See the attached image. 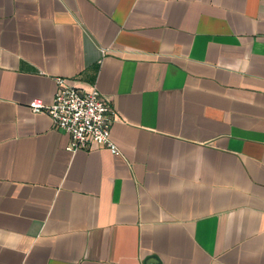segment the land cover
I'll use <instances>...</instances> for the list:
<instances>
[{
  "label": "crops",
  "instance_id": "0c3cea01",
  "mask_svg": "<svg viewBox=\"0 0 264 264\" xmlns=\"http://www.w3.org/2000/svg\"><path fill=\"white\" fill-rule=\"evenodd\" d=\"M0 264H264V0H0Z\"/></svg>",
  "mask_w": 264,
  "mask_h": 264
},
{
  "label": "built area",
  "instance_id": "2783aa9c",
  "mask_svg": "<svg viewBox=\"0 0 264 264\" xmlns=\"http://www.w3.org/2000/svg\"><path fill=\"white\" fill-rule=\"evenodd\" d=\"M59 89L54 101L47 105L35 100L30 106L35 112L48 113L57 128L70 135L72 151L89 148L94 144L107 145L114 153L118 148L112 140V106L95 87L82 92L58 78Z\"/></svg>",
  "mask_w": 264,
  "mask_h": 264
}]
</instances>
